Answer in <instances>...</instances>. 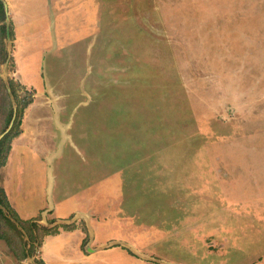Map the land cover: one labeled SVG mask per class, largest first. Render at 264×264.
<instances>
[{"label": "rangeland", "instance_id": "rangeland-1", "mask_svg": "<svg viewBox=\"0 0 264 264\" xmlns=\"http://www.w3.org/2000/svg\"><path fill=\"white\" fill-rule=\"evenodd\" d=\"M4 2L0 264H264V0Z\"/></svg>", "mask_w": 264, "mask_h": 264}, {"label": "trees", "instance_id": "trees-1", "mask_svg": "<svg viewBox=\"0 0 264 264\" xmlns=\"http://www.w3.org/2000/svg\"><path fill=\"white\" fill-rule=\"evenodd\" d=\"M9 30L11 33V38L13 37V32H14V27L12 24H10L9 26ZM0 31H1V35L2 38L5 40L8 39V23H7V14H6V10H5V6L2 2V0H0ZM4 45V42H3ZM6 55V54H5ZM5 59L4 58V63H5ZM9 84L13 93V96L17 102V107H18V114H17V118L15 120L14 126L12 128V130L10 131L9 134H7L4 139L1 141L0 143V169L5 167L8 161V157L9 154L11 152L12 149V143L14 140H16L20 135H21V126H22V121L25 115V111L34 103V94L31 92H26V94L23 96H19L18 94V89L16 88V85L14 83L13 80H9ZM2 86V90H4V92H8L7 86L5 84V82H2L1 84ZM10 94L8 92V94H6V98L9 99ZM11 99V97H10ZM6 116V126H5V130L4 132L10 127L12 121H13V117H14V108L12 103L8 104V106L6 105V102L1 100L0 101V116ZM0 202L4 203V206L7 210H10V212H12L15 217H17V221L20 222V226L22 227V229L27 228V226L29 225V221H22L19 219L17 213L12 209L11 204L7 198V194L5 192L4 189H2L0 187ZM43 230L46 232L45 236L48 235H52L50 233V230L43 228ZM50 233V234H49ZM29 242L32 243V241H35V239L33 238L32 233H29ZM0 239L4 240L7 242V245L13 250V251H21L22 254L24 255V258H31L32 254L35 253V246L31 245L30 249L27 250V243L24 241H20L19 244L14 243L13 241H11L10 238H8L6 236V234H1L0 233ZM40 246H42L40 244ZM43 264H45L43 262Z\"/></svg>", "mask_w": 264, "mask_h": 264}, {"label": "water", "instance_id": "water-1", "mask_svg": "<svg viewBox=\"0 0 264 264\" xmlns=\"http://www.w3.org/2000/svg\"><path fill=\"white\" fill-rule=\"evenodd\" d=\"M2 2H3V4H4V6H5L6 14L8 15V8H7V5L5 4L4 0H2ZM7 22H8V24H9L10 20L8 19ZM7 35H8V41L10 42V41H11V33H10V30H9V26H8V34H7ZM7 64H8V63H7ZM7 64H6V65H7ZM4 82H5L6 86H7L8 92H9L10 97H11L12 102H13L14 117H13V121H12V123H11V125H10L8 131H7L6 133H4V134L0 137V143H1V141L4 139V137H5L7 134H9L10 131L12 130V128H13V126H14V123H15V120H16V118H17V114H18V107H17L16 101H15V98H14V96H13V93H12V90H11V87H10V84H9L8 79H5Z\"/></svg>", "mask_w": 264, "mask_h": 264}, {"label": "crops", "instance_id": "crops-1", "mask_svg": "<svg viewBox=\"0 0 264 264\" xmlns=\"http://www.w3.org/2000/svg\"><path fill=\"white\" fill-rule=\"evenodd\" d=\"M97 163H98V162H97ZM94 164H95V163H94ZM51 199H52V198H51ZM55 199H56V198H54V200H51V201H52V206H53V208H55V207H54V204L56 203V202H55Z\"/></svg>", "mask_w": 264, "mask_h": 264}]
</instances>
